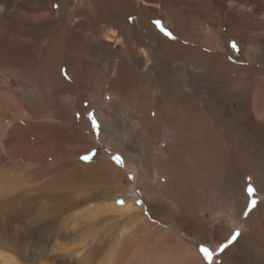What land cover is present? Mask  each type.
Wrapping results in <instances>:
<instances>
[{"label": "bare ground", "instance_id": "6f19581e", "mask_svg": "<svg viewBox=\"0 0 264 264\" xmlns=\"http://www.w3.org/2000/svg\"><path fill=\"white\" fill-rule=\"evenodd\" d=\"M45 1L50 2L53 0ZM74 1L78 5L80 2H83V8L87 13L83 16L85 20H82V18L74 27L70 26L71 22L67 24L68 30H66V33L59 30L61 24L63 25L65 22H60L59 24V22L57 23L53 19L49 20L45 18V20L40 22L37 20L38 22L34 23L35 25L33 27L28 23H15L16 36L13 40L17 42L19 40L22 44H27L30 41L34 42L39 48V57H41L42 61L46 62L51 58L56 59L58 57L60 54V43L62 41L65 42L66 49L64 50H67V55H70L71 58L66 60L62 59L59 63L60 67L55 65L52 67V72L57 76L59 81L65 82L60 77L59 72L61 67H66V73L68 75L67 83L72 84H67L69 87L68 91H71L69 92L72 94L71 97H78L77 101L76 99L70 100V97L68 98L71 113L77 110L84 112L81 109L83 99L89 102V107H96V114L102 126L101 135L112 143V150L116 151L126 164L135 166L139 171L137 182L141 191L143 204L142 207L137 205L134 200L125 196V190L122 191L119 189L123 184V177L117 174L109 164L103 166L102 163H94L81 165L78 168L67 167L64 170L62 168V171L59 170L60 172L56 175L58 177L52 178L46 181V183H40L36 187V192L38 193L32 198L34 201L40 198L50 199V197L60 200L63 196L64 198L68 196L62 193L66 192L65 190H75L81 196L88 192L87 190L93 185L91 183L95 181L94 179L103 178L109 184L116 187L117 190H113L116 194L115 197L120 198L124 203H114L113 205L99 206L86 210L84 208L81 213L72 217L71 224L74 227L71 225L68 227L70 232L67 236L64 235L66 238L63 239V243L53 245L49 251L48 239H44L43 243L46 247H42L43 249L40 248L39 253L33 252L29 259H26L16 253L18 243L22 239H25L26 236L32 235L34 233L32 229L39 230V232L44 228L47 230L53 218L47 217L37 220L32 223L34 225L31 229L29 227H22L20 229L17 226L18 221L25 220L27 217V208L31 201L28 200L31 198L29 193L31 192V187L27 185L30 179L27 170L24 168L25 175L21 176L19 180L12 177V182L7 178L6 180L1 179L0 181V248L5 244V236L8 237V243L13 248L12 253L7 255H4L0 251V264H126L127 261H125V258H129L130 255L137 258V249L140 248L138 241L142 245H148L150 236L147 237L144 234L143 241L137 240V244H133L135 248H130L132 246L128 247L127 250L129 248L132 250L125 254L117 244V248L114 247L111 250L114 255L105 256L100 261L93 263L97 256L104 255V247L100 245L103 241V236L99 234L101 223L96 221L97 215L112 214L116 216L114 219L121 221L117 225L121 224L125 228H128L130 232L128 241H130L136 238V226L141 224L145 228L147 226L149 228L152 225L151 223H146L147 221L142 222L144 220L141 213L142 208H146L151 213V218H155L158 222V227L163 230L159 236L160 242L158 243H160V247H154L153 250L156 254L159 252L168 253L170 251L174 254V258L180 259L182 264H201L193 251L191 249L188 250V247L182 244V242L180 243L176 236L183 239L196 240L216 247L228 238L232 229L241 227L243 233L232 246L228 247L222 253L221 264H264V143L256 146L254 145V141L253 145L248 142H234L242 132L235 125H232L231 142H172L174 136L179 131L180 124L183 125V131L189 129V123H186L189 120H194L197 125L204 124L205 118L199 114L195 117L194 112L190 110V106L195 108L197 113L196 106L201 107L204 103L207 104L208 102L219 104L217 102L218 100L212 99L211 95L213 94L209 95L210 92L199 91L205 83L207 85L210 79L213 78L201 75L206 70L209 73L212 72V75L221 72L226 64L223 63L224 67L223 65L221 67L218 61H210L211 57L205 58V56L198 55L200 60L204 59L203 62L206 61L207 63H202L201 61L198 67L196 66L197 68H194V70H197L198 77L193 79L189 74L192 63L188 59V47L173 44L166 38L161 37L149 26V23L146 25L143 18H139L138 23H134L132 27L128 26L122 19L123 15H130L129 9L132 8L135 10L134 13L136 15L141 11L140 14L149 21L155 19L157 16V10L155 8L152 10L146 9L141 3L137 4L135 2L136 0ZM149 1L158 3L157 0ZM208 3L210 5H207ZM197 4L207 8L214 5L223 17L226 16L225 18L228 19L226 21L227 39L235 38L242 46H244L243 36L246 33L245 31L258 22H264V0H199ZM7 8L6 3L0 4V18L4 14L2 19H5L3 20L5 26L10 25L14 21L10 20L8 17L10 15L7 16ZM50 12V18H52V10L48 11L49 14ZM213 12L210 13L213 15ZM95 13H99L101 17L94 18ZM131 14L133 13L131 12ZM27 20L28 15L25 17V21ZM98 20L102 21V23ZM139 22L144 23V26H148V34L139 28ZM207 24L210 29L212 28L214 30L218 28V24H214V22H208ZM235 28H237V31H240V29L242 31L235 33L233 31ZM212 29L211 32L214 34ZM241 32L243 33L241 34ZM212 33H210V37ZM245 35L247 36V34ZM254 37L256 36H253L252 39ZM203 38L204 45H207L206 47L208 49L218 53V56L222 58V55L226 54V50L223 51L224 49L222 50L219 42L216 41L217 37L215 41H212L209 36L207 40L205 36ZM254 39L256 43L252 40V43L250 44L249 42V44L255 45V47L259 46L257 49L264 53V38ZM196 42L200 43L201 41L197 40ZM174 47L181 48L180 53H182L180 66L181 76L179 80L177 76L173 75L174 68L170 65ZM224 47L226 48V46ZM246 55L253 64H260L262 62L260 65H264V58L259 63H256L253 61V55L250 51L247 50ZM79 58H82L81 67L74 68L73 63ZM110 59L118 61V66L114 67ZM5 63L7 64V62ZM10 64L4 69L9 71L10 74L17 76L16 73L18 72L12 68L13 64L12 67H10ZM227 64L226 67L229 69L232 68L231 64L228 62ZM112 77L114 78L112 79ZM251 80L248 86L246 84L245 86L244 82H235L237 86L240 84L243 88L240 90V85L238 88L233 87L237 90L227 95L226 100L229 102L232 101V98L235 101L237 100L235 103H231V109L235 110L234 120L242 121L247 119L251 121L255 124L260 136L262 135L264 137V125H262L264 123V81L259 86H254L256 88L259 87L261 96L260 100H258L257 95L255 96L257 101L253 107L260 109L259 114L255 112L257 115V118H255V116H250L252 112L250 113L247 109L250 107L252 97L254 96L252 94L253 83ZM105 83L108 84V88L104 87ZM209 88L214 89L211 84ZM171 92L173 93L171 94ZM103 94L109 96L108 102L103 101ZM6 101L7 103L4 104H7L9 109L16 110L13 113L11 121H16L18 120L17 118L21 119L24 108L21 105L25 106L26 103L22 102L19 106L11 99H7ZM179 108L181 114L176 111ZM151 112L154 113V121H158V126L161 131L158 130L162 133H159L157 130H152V134L163 135V142H155L153 145L149 142H139L142 140V135H147L143 128V120ZM175 114H178V118H182V121L177 120L178 118H176ZM218 115L224 121L222 114L218 113ZM32 119L34 120V117H31L28 113L26 123L29 127L32 125ZM68 120L76 125L79 133V129L87 125L84 119L78 125L75 119L72 120V116ZM31 127L35 128V132L31 136H35L42 142L46 140V146L52 147L53 143L47 142V138L44 136L39 137L41 127L37 125H32ZM123 130H126L124 134ZM220 134L222 135V132ZM207 136L205 135L206 138ZM88 139L90 140L91 138L88 137ZM129 142H132V145L137 147L139 143L142 145L143 150H140L141 155H134L131 152L128 147ZM160 143H163L165 147L163 150L158 151L157 145ZM149 147H151L150 150ZM13 169L12 166L8 169L10 174H12ZM239 172H241V176L239 177L241 181L237 187L228 190L222 185L221 177L226 176V174L234 176L236 173L240 174ZM246 176L248 179L250 177V180L255 181L256 189L260 197V201L256 204V207L250 211L246 207L247 197L244 195ZM229 177L231 178L230 175ZM162 178L164 179V183H161ZM87 180L93 182L88 183ZM207 187L213 190H220V193L224 189L227 190L230 199L228 201L226 197H223L216 201L217 204H214V206L219 208V212H216L215 216L210 209H204L205 205L202 194L205 189H208ZM12 193L17 194L14 197L5 198L4 195H10ZM80 204L78 203L79 206H81ZM244 210L248 211V215H244ZM45 212L44 210V214ZM159 213H163L164 217H160ZM205 213H208V218ZM177 215H180V217H177ZM68 217H71V215ZM210 218L212 220L207 221ZM114 219L108 218V221ZM184 225H187L185 226L186 230H188V226L194 227L195 225H200L201 230L195 233L187 231L183 233ZM114 226L113 224L111 227ZM162 226L168 227L170 231H175L176 233L167 231ZM181 229L182 232L179 231ZM91 240H95V242ZM129 243L132 244L133 242ZM163 249H165L164 252H162ZM243 255L247 256L248 259L240 263L239 260ZM5 256H7L6 259L4 258ZM146 256L145 259L140 257L138 260L141 264H152L151 255Z\"/></svg>", "mask_w": 264, "mask_h": 264}, {"label": "rangeland", "instance_id": "374dc122", "mask_svg": "<svg viewBox=\"0 0 264 264\" xmlns=\"http://www.w3.org/2000/svg\"><path fill=\"white\" fill-rule=\"evenodd\" d=\"M44 1L45 0H0V4L6 3V5L8 6L6 11L7 16L10 15L8 16L10 20L12 21L14 20L13 21L14 24L13 22L11 23L13 25L10 24L5 26L3 24V20L5 19H2L4 17V14H2V18H0V22H1L0 23V47H1L0 54H2L0 55L2 56L0 57V181L1 179L6 180V178L9 179L10 182H12L11 179L13 178H17L19 180L21 176L25 175L24 168L27 170V173L29 175L27 176L30 179L27 185L31 187V192H29L31 198H29L28 200L31 201L27 208L28 209L27 217L25 218V220H20V222L18 221L17 226L20 229L22 227H29L31 229L34 225L32 223L36 222L37 220L47 217L53 218L51 219L53 221H51L52 223L49 224L47 230H45L44 228L39 232V230L32 229L34 233L32 235L26 236L25 239H22L18 243V246L16 248V253L18 255H22L26 259H29V257L31 256V254H33V252L39 253L40 248L43 249L44 246L46 247V245L43 243L44 239H48L47 241L49 243L48 244L49 251L53 247V245L63 243L64 242L63 239L66 238L67 234L70 232L68 227L70 225L74 227L73 224H71L72 217H75V215L81 213V211L84 208L86 210L89 208H95L99 206L102 207L105 205H113L114 203H117V201H119L120 199L115 197L116 194L113 190H117L116 187L109 184L106 179L98 178V179H94L95 180L94 182L87 180L88 183L93 182L91 184H93L94 186L93 185L90 186L91 188L87 190L88 192L82 194L81 196H79L80 193H77V191L75 190H71V191L65 190L66 192H62V193L68 196L65 198L63 196V198L60 200L50 197V199L40 198L34 201L32 198L36 196L38 193L36 192V187L40 183H46V181L58 177L56 175H58V173L60 172L59 170H61L62 168H63L62 170H64L67 167L78 168L81 165H90L94 163H102L103 166L109 164L114 168L117 174L123 177L122 180L123 184L121 187H119V189L122 191L125 190L126 191L125 196L129 199L134 200V202L137 205H140L142 207L143 204L141 191L139 189V185L137 182L139 171L135 168V166H130L126 164L122 159H121L122 161L121 164H117L115 162L113 157L119 156V154L116 153V151L112 150V143L101 135L102 126L99 122L98 115L96 114L97 113L96 107H89L88 104L89 102L83 99L84 101L82 103L81 109L84 112L77 110L76 112L71 113L68 104L69 103L68 98L70 97V100L76 99L77 101L78 97L77 96L74 98L71 97L72 94L69 93L71 91H68L69 88L68 85L70 83H67L68 75L66 73V67H61L59 72L60 77L65 82L59 81L57 76L52 72V67H54L55 65L60 67L59 63L61 62L62 59L66 60L71 58L70 55H67L68 53L67 50H64L66 49L65 48L66 44H64L65 42L62 41V43H60V48H59L60 54L58 55V57L56 59L51 58L48 62H46V61H42L41 57H39L38 55L39 48L36 44H34V42L30 41L27 42V44H22L20 43L19 40L18 42L13 40L15 39L16 36L15 27H14L15 23L18 24L28 23L30 24L31 27H33L35 25L34 23L38 22L37 20H39L40 22L42 20H45V18L49 20L53 19L57 21V23L59 22V24L60 22H65L63 25L61 24L59 30L60 31L62 30L66 33V30H68L67 24L71 22L70 26L74 27L76 23L81 21L82 18H83L82 20H85L83 16L86 15L87 12L83 8L82 5L83 2H80L78 5L74 0H66V1L53 0L50 2H46V1L44 2ZM198 1L199 0H166V1L157 0L158 3L156 2L152 3L149 0L146 1L136 0L135 2L137 4L141 3V5H144L146 9L152 10L153 8H155L157 10V16L155 17V19L148 21V19H146L142 14H140L141 11L136 15V13H134L135 10L132 8L129 9L130 15L127 16L126 14L122 16L123 21L130 27H132L134 23H138L139 18H143L144 21L146 22V25L147 23H149V26H151L161 37L166 38L167 40H169V42L173 44L188 47L189 48L188 59L192 63L189 74L190 77H192L193 79L198 77L197 76L198 74L196 73L197 70H194V68H197L198 64H200L201 61L202 63L206 62V61L203 62L204 59L200 60L198 58L199 57L198 55L205 56V58L211 57L210 61L212 62L218 61L221 67L223 63L226 64L225 67L223 65L224 69L221 72H217L214 75H212L213 74L212 72L209 73L206 70L201 75L204 77L209 76L213 78L210 79L207 85L205 83L203 88H200L199 91L210 92L209 95L213 94L211 95L212 99L216 101L218 100L217 102L219 104L214 102H208L207 104L204 103V105H202L201 107L196 106L197 113L195 108L190 106V110L194 112L195 117H197V114H199L205 118L204 124L197 125L194 122V120H189L188 122H186L189 123L188 124L189 129H186L185 131H183V125L180 124L179 131L174 136V140L172 142H207V141L231 142V136L233 132L232 125H235L238 129H241L242 132L239 138L234 142H248L249 144L252 145L255 142L254 145L259 146L264 143V139H262L264 137L262 135L260 136V134L258 133L255 127V124H253L251 121H248L247 119H244L242 121H236L233 119V117H235L234 116L235 110L231 109L232 106L231 103H235L237 100L235 101V99L232 98L231 99L232 101L229 102L226 100V96L230 95L232 91L234 92L235 90H237L234 89L233 87L236 88L239 87L240 84H238L237 86L235 82L237 83L244 82V85L246 84L248 86L250 80L252 79L251 80L253 83L252 94L254 96L252 97L250 107L247 109L249 110L250 113L252 112L250 116L253 117L255 116V118H257L256 113L258 112L259 114L260 109L259 108L255 109V107L253 106L254 103L257 101L255 99V96L256 95L258 96V100H260L261 96L259 92V87L256 88L254 86H259V84H261L264 81V65H260L262 62L260 64H255V63L253 64L246 54H247V50L250 51L253 55L252 59L256 63H259L260 60H263L264 53L257 49L259 46L255 47V45H250V44L252 43V40L254 43H256V40L254 38H260V37L264 38V27H263L264 22H258L254 26H250V28L245 31L246 32L245 34H247V36L244 34L246 38H244L243 36L244 46H242V44L240 45L235 38L227 39L226 21L228 19L225 18L226 16L223 17L221 12L216 10L214 5H211L208 8L201 7L197 4ZM54 4L59 5V7L58 8L53 7ZM207 5H210V3H208ZM51 10L53 13L52 18H50L51 12L50 14L48 13V11ZM131 12L134 15L131 14ZM210 12H213V15ZM26 15H28L27 21H25ZM98 16L101 17L99 13L94 14V18ZM157 20L160 21L161 26L165 30H167L172 34L171 37L166 36L160 30V28L156 26L154 21ZM208 22L211 23L214 22V24H218L217 26L218 28H215L214 30L211 28L214 34L211 32V29L207 24ZM100 23H102V21H100ZM146 25L144 26V23H140L139 28L142 31L147 32L148 26ZM233 31L237 33L242 30L240 29V31L239 30L237 31V28H235ZM148 33L149 32H147V34ZM210 33H212L211 37H210ZM242 33L243 32H241V34ZM204 36L206 40L210 38L212 39V41H215L217 37L216 41L219 42L220 48L222 50L224 49L223 51L226 50V54H223L221 58L220 56H218V53L208 49L206 47L207 45H204V41H203ZM206 36L207 37L209 36V38H207ZM253 36L256 37L252 39ZM197 40L201 42L198 43L196 42ZM233 42L237 45L236 49H233L231 47ZM224 46H226V48ZM180 49L181 48L179 47H174V53L172 54L173 57L170 63L171 67L174 68L173 75L177 76L178 80L180 79L181 76L180 66L182 60L181 59L182 53H180L181 52ZM13 57L15 60L13 59ZM17 60L20 62H18ZM110 61L114 67L118 66V61L112 59H110ZM5 62H7V64ZM227 62L231 64L232 68L229 69L228 67H226L228 65ZM8 64L11 65L10 67H12L13 64L12 68H14L16 72H18L16 73L17 76H15L14 74H10L9 71H6L4 69L6 66H8ZM81 64H82V58H79L77 61L73 63L74 68L81 67ZM231 73L235 75L232 76ZM113 78L114 77H112V79ZM219 78H221V80H219ZM210 84L212 87H214V89L209 88ZM104 87L108 88V84L105 83ZM242 88L243 87L240 85L239 89L241 90ZM165 89L169 90L168 88ZM172 93L173 92H171V94ZM103 95H104L103 101L108 102L109 96L107 94H103ZM7 99H11L12 101H14V103H16V105L19 106L21 105L22 102L26 103L25 106L21 105V107H24L22 110L21 119L17 118L18 120L11 121L13 117V113L16 110L9 109L8 105L4 104L7 103L6 101ZM177 103L179 104V102ZM222 103L225 105H223ZM212 108L214 111L212 110ZM176 111L180 113V108L179 110ZM28 113L31 115V117H34V120L33 119L31 120L32 125L35 126L37 125L38 127L42 128V129L40 128L39 137L44 136L45 138H47V142L53 143L52 147L46 146L45 144L46 140H43L42 142L40 139L36 138L35 136H31V134L35 132L34 131L35 128L31 127L32 125L29 127L26 123ZM218 113L222 114V118L224 121H222L219 118ZM71 116H72V120L75 119L77 125L80 123L82 119H84V121L86 120L85 123L87 122L86 123L87 128L82 127V129H79L80 131L79 133L76 128V125H74L73 123H71V121L68 120L69 117ZM175 116L176 118L179 117L178 114H175ZM154 118H155L154 113L151 112L149 116L143 120V128L147 135L146 136L142 135V140L139 142L142 141L147 143L149 142L151 145H153L155 142H163V135H161L162 133L160 132L161 130L158 126V121H154ZM93 120H95L98 127L93 128L92 126ZM177 120L182 121V118H178ZM262 125H264V123ZM154 126L157 127L154 128ZM44 129L46 130L44 131ZM152 130L154 131L157 130L161 134L153 135ZM125 131L126 130H123V134ZM221 132L222 135L220 134ZM205 135L206 136L208 135L207 138L205 137ZM88 137L91 139L89 140ZM128 147L131 150V152L134 153V155H138V156L141 155L140 150L141 149L143 150L142 145L140 143L138 144L137 147V146H133L132 142H129ZM164 147L165 145L163 143H160L157 145V150L161 151L164 149ZM150 149L151 147H149V150ZM86 155L90 156V159L87 161L82 160L81 157ZM10 166L14 168L12 170L13 171L12 174H10V171L8 170ZM239 173L240 174L236 173L237 176L226 174V176L221 177L222 185L225 186V188H227L228 190L237 187L241 181L240 180L241 178H239L241 176V172ZM229 175L231 176V178L229 177ZM245 179L246 182L244 184V195L247 197L246 207H248V204L250 203L251 200H255L257 204L260 201V197L256 189L255 181L248 179L247 176L245 177ZM161 181H162L161 183H164L163 178ZM249 184H251V186L254 188V192L252 193L251 196H249V194L246 191ZM225 191L227 192V190L224 189V191L220 193V190H213L211 188L205 189L204 193L202 194L205 205L204 209H210V211H213L215 216L216 212H219V208L217 206H214V204H217L216 201H218L220 198L223 197L224 198L226 197V200L228 201L230 200L228 196V192L226 193ZM16 194L17 193H12L10 195H4V196L5 198L6 197L10 198V197H14V195ZM210 195L211 197H209ZM137 201H139V203H137ZM78 203H81L80 204L81 206H79ZM256 204L252 208H255ZM44 210L47 213L45 212L44 214ZM141 213L144 219L142 220V222L147 221L146 223L149 224L151 223L152 225L149 228L148 226L145 228V226H142L141 224H139V226H136L135 227L136 236L134 234L136 238L130 241H128L129 238L128 235L130 233L128 231V228H125V226L121 224L117 225L121 221L119 219L115 220L114 218L116 216L112 214L97 215L98 217L96 221L101 223L99 228L100 230L99 234L103 236L102 238L103 241L100 243V245L104 247L103 248L104 255L97 256L96 260L93 263L100 261L105 256L114 255L111 252V250L114 247L117 248V244L124 254L131 252V250L135 248L133 247V244L134 243L137 244L136 243L137 240L143 241V238L145 237L144 234H146L147 237L150 236L149 237L150 239L148 240L149 244L142 245L138 241V245L140 248L137 249L138 250L137 258H135V256L133 255H132L133 257L130 255L129 258L127 257L128 259L125 258V261H127L126 264H141L138 258L141 257L142 259H145L147 257L146 255H151L150 257L152 264L153 263L182 264L180 262V259L174 258V254H172L170 251H168V253L159 252L158 254L153 252L154 247H158V248L160 247L159 246L160 243H158L160 242L159 236L161 234V231L163 230L162 228L158 227L157 220L153 217L151 218L152 215H150L151 213L147 211L146 208L145 209L142 208ZM207 214L208 213H205V215L208 218ZM70 215L71 217H68ZM159 216L164 217V214L159 213ZM177 217H180V215H177ZM108 218H113L114 220L108 221ZM211 220L212 218L207 219V221H211ZM113 224L115 226L111 227ZM185 226L187 225L183 226L184 229L183 233L185 231L195 233V232H200L201 230L200 225H195L194 227L188 226V230L185 229ZM164 229L170 231V228L168 227H164ZM179 231L182 232V229ZM170 232L176 233L175 231H170ZM236 232H238L239 235L236 237V239L232 240L231 243H228V241L231 240L232 238V234ZM242 233L243 230L241 229V227H235L228 235V238L224 242H221L216 247H213L206 243L198 242L196 240H189L188 238L183 239V238H179L178 236H176V238L180 243L182 242V244L186 245L188 247V250L191 249L193 251L196 257L200 260L201 264H221L222 253L228 247L232 246L236 242V240L239 239ZM5 237H6L5 244L2 245L3 247L0 248L1 249L0 251L4 255H7L12 253L11 251L13 250V248L8 243V237L7 236ZM91 241L95 242V240H91ZM129 242H133V243L130 244ZM221 245H227V247H224L221 250L220 247ZM201 246L208 248L209 251L212 253L211 261L204 259L203 253L200 252ZM128 247L132 249L129 248V250H127ZM164 250L165 249H163L162 252H164ZM6 257L7 256H5L4 258L6 259ZM246 259H248V257L243 255L240 258L239 262L241 263Z\"/></svg>", "mask_w": 264, "mask_h": 264}, {"label": "snow or ice", "instance_id": "6c2138e0", "mask_svg": "<svg viewBox=\"0 0 264 264\" xmlns=\"http://www.w3.org/2000/svg\"><path fill=\"white\" fill-rule=\"evenodd\" d=\"M53 7L58 8L59 5L54 4ZM154 23L156 24V26H157L158 28H160V30H161L166 36L171 37L172 34H171L170 32H168L167 30H165V29L161 26V23H160L159 20L154 21ZM231 47H232L233 49H236V48H237V45L233 42L232 45H231ZM92 126H93V128L98 127V125L96 124L95 120H93V122H92ZM81 159L87 161V160L90 159V156H87V155H86V156H82ZM113 159L115 160V162H116L117 164H121V163H122L121 158H120L119 156H114ZM249 179H251V178L249 177ZM246 191H247V193L249 194V196L252 195V193L254 192V188L251 186V184H249V186L247 187ZM117 203L123 204L124 201L119 200V201H117ZM137 203H139V201H137ZM255 204H256V201H255V200H251L250 203L248 204V211H250V210L252 209V207L255 206ZM248 211H245L244 215H248ZM238 235H239L238 232L233 233V234H232V238H231V240L228 241V243H231L232 240L236 239V237H237ZM220 247H221V250H222L224 247H227V245H221ZM200 252L203 253V255H204V259H205V260H209V261H211L212 253L209 251L208 248L201 246V248H200Z\"/></svg>", "mask_w": 264, "mask_h": 264}]
</instances>
